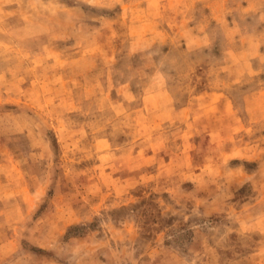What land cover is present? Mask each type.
<instances>
[{"label":"rangeland","instance_id":"rangeland-1","mask_svg":"<svg viewBox=\"0 0 264 264\" xmlns=\"http://www.w3.org/2000/svg\"><path fill=\"white\" fill-rule=\"evenodd\" d=\"M0 264H264V0H0Z\"/></svg>","mask_w":264,"mask_h":264}]
</instances>
